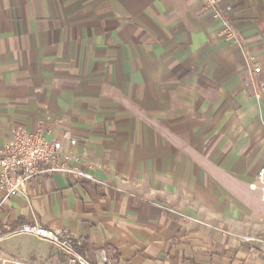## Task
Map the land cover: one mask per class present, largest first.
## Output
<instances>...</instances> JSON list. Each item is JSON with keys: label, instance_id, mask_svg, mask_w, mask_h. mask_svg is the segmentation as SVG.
<instances>
[{"label": "crops", "instance_id": "crops-1", "mask_svg": "<svg viewBox=\"0 0 264 264\" xmlns=\"http://www.w3.org/2000/svg\"><path fill=\"white\" fill-rule=\"evenodd\" d=\"M222 10L0 0V153L16 128L43 129L93 177L45 173L28 196L0 190V237L37 222L68 230L93 263L264 264L238 237L264 235L250 187L264 167V0ZM14 238L34 246L16 256ZM15 261L66 263L27 234L1 242L0 264Z\"/></svg>", "mask_w": 264, "mask_h": 264}, {"label": "built area", "instance_id": "built-area-1", "mask_svg": "<svg viewBox=\"0 0 264 264\" xmlns=\"http://www.w3.org/2000/svg\"><path fill=\"white\" fill-rule=\"evenodd\" d=\"M204 7L213 11L216 17L223 19L222 6L228 0H203ZM224 31L228 37H236L234 30L227 21H224ZM260 71V67H255ZM264 88V86H262ZM72 146L77 144V139L69 137ZM73 159L70 151H65L59 139H48L46 132L39 129L35 132H28L24 128H16L13 139L6 144L0 153V190L5 198L14 195H29L26 188L27 180L45 173H65L75 179H93L92 175L73 166ZM252 189H260L261 198L264 201V167L258 172L255 182L250 184ZM27 234L42 240L48 241L61 251L66 259L65 264H106V258L102 257L98 262L89 261L80 251L81 242L73 237L66 229H56L42 226L37 222H26L17 228L0 237V245L4 238L16 235ZM241 241L247 246L249 255L261 253L264 257V235H238ZM14 264H25L15 261Z\"/></svg>", "mask_w": 264, "mask_h": 264}, {"label": "rangeland", "instance_id": "rangeland-1", "mask_svg": "<svg viewBox=\"0 0 264 264\" xmlns=\"http://www.w3.org/2000/svg\"><path fill=\"white\" fill-rule=\"evenodd\" d=\"M10 243H13V247L15 248H19L20 251H16L15 254L16 256H24L26 255L30 248H32L34 245L31 244V242H29V240H22L20 238H14L10 241ZM14 250H18V249H14ZM20 252V253H19Z\"/></svg>", "mask_w": 264, "mask_h": 264}, {"label": "trees", "instance_id": "trees-1", "mask_svg": "<svg viewBox=\"0 0 264 264\" xmlns=\"http://www.w3.org/2000/svg\"><path fill=\"white\" fill-rule=\"evenodd\" d=\"M83 243H84V242H83ZM83 243L79 246V250H80L81 247H83V245H84Z\"/></svg>", "mask_w": 264, "mask_h": 264}]
</instances>
